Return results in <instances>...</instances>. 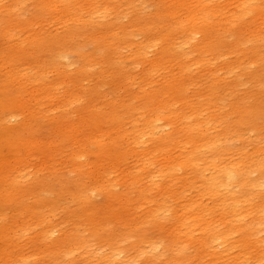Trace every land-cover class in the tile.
<instances>
[{
    "label": "rangeland",
    "instance_id": "obj_1",
    "mask_svg": "<svg viewBox=\"0 0 264 264\" xmlns=\"http://www.w3.org/2000/svg\"><path fill=\"white\" fill-rule=\"evenodd\" d=\"M226 2L217 0L213 4ZM172 9H177L173 0H0V169L6 170L5 174L0 173V189L5 185L11 192L7 202L0 199V264H101L102 258L110 252L121 253L116 256L117 264L126 257L129 258L127 264H264V218L260 219L261 216L257 220L249 216L241 217L243 220L238 228L229 231L220 222L221 212L213 207L211 211L215 225L224 233V242H215L207 254L204 252L201 256L199 232H193V244L182 242L183 237L189 238V233L184 234L183 228H178L181 240L175 238L172 241L168 235L170 226H176L175 212L181 210L185 202L201 201L210 208L211 203H217L226 196V179L220 178L210 166L211 160H214L211 153L202 150L196 153L199 173L188 172V179L185 180L184 171L177 168L173 177V167L164 164L160 157V160L155 158L149 166L143 165L144 153L141 151L154 145L145 142L142 148L147 147L139 148L137 153L128 156L122 166L136 178L135 183L128 187L118 170L98 165L96 171L92 172L96 158L90 157L88 161L87 157H80L73 166L69 157L76 146L68 142L59 143L66 135L72 139L75 138L73 135H87L90 130L79 115L73 113L83 100L85 102L86 96L74 95V103L70 105V97L65 90L71 84L102 83L96 103L110 101L119 105L122 100L128 101L129 96L123 89L113 90L117 87L115 80L112 84L116 67L113 63L120 61L118 69L129 76L135 86L141 72L150 67L149 61L156 56L157 45L150 41L165 34L172 21L169 15ZM260 27L264 31V26ZM248 28L237 30L233 27L224 33L221 39L223 45H229L237 36L245 37ZM183 39V33H173L174 41ZM202 40V35H196L185 46L187 61L200 59L204 63L210 58L208 53L198 50ZM115 43L119 44V49L114 54ZM221 50L226 52L228 48ZM133 53L141 54V58H135ZM212 55L216 56L217 53L213 52ZM216 62H210L212 68ZM82 68L87 70L79 75L78 71ZM101 72L103 75L100 76ZM94 73L97 77L99 75L96 80ZM211 73L213 76H210ZM220 73L219 70H210L208 66L203 67L198 73L190 75L194 80L192 86L203 88L211 77L216 78ZM161 75L162 71L153 76L154 83L163 82ZM100 77L104 79L103 82ZM248 77H242L241 83L239 80L225 85L219 83L224 95H214L218 101L209 102L216 107V110L215 107L210 108L215 111L214 116H219L220 107L224 113L234 109L243 111L248 101L264 105V91L248 83ZM232 79L231 76L229 81ZM53 86L59 89L54 90ZM47 89L51 90L49 95L45 93ZM37 92L46 94V97L39 96L45 103L41 113L43 110L45 113L49 109L52 111L37 123L39 128L37 131L34 129L31 137L23 122L27 118V109L35 107L33 94ZM187 97L191 106L206 108L203 107L207 101L204 95ZM184 108L176 103L173 112L181 111L184 117L190 116ZM57 110V114L53 113ZM143 111L141 109L135 114L139 124L142 123ZM62 115L64 118H61L68 119L69 126L79 123L78 133H69V127L65 128L63 135L54 131L52 126L58 127L59 124H52L49 119L57 122L60 120L57 117ZM162 118L153 126L161 129V136H165L173 131L175 125L171 128L165 116ZM208 121L209 115L190 118L185 122L200 128L208 137L218 136L221 139L220 129H212L210 125L213 122ZM235 121L236 116L231 113L222 119L223 125H229L232 130L226 134L228 145L225 147L221 142L218 148L223 162H238L243 155L264 143L263 133L255 132L247 125L237 126ZM101 123L93 129L92 135L88 134L90 137L98 136V131L107 130L106 125ZM234 126L237 132L233 130ZM130 127L126 122L119 127L123 131L115 130L122 150L133 147L131 140V145L128 144L125 134ZM31 140L47 145L53 152L52 157H48L47 148L41 146L39 150L33 148L31 152L35 154L20 163V151L30 147L25 143ZM145 140L142 137L139 142ZM94 144L88 145L89 151L93 152ZM182 156L179 149L173 151L175 159ZM204 166L206 169L202 171ZM141 167L148 169L141 171ZM227 171L233 169L228 168ZM32 173H36L34 182L40 186L31 190L36 192L33 196L25 193L23 196L21 192L26 190L25 185L32 188L34 184H29L33 179ZM21 174L27 176L22 178ZM214 176L217 177L213 186L218 193L217 198L200 196V187L207 186ZM166 182H169L168 186L164 184ZM160 187L162 190L158 191ZM139 190L145 192L135 209L132 203L125 202L135 201ZM166 191L169 195L164 193ZM86 195H90L91 199H85ZM110 195L119 197L113 206L109 204ZM38 198L43 199L45 204L34 206L37 208L26 214L24 206L27 203L31 205ZM155 207L162 210L149 213ZM231 220V226L238 223ZM241 230L245 231L244 235ZM47 231L54 233L44 240L42 235Z\"/></svg>",
    "mask_w": 264,
    "mask_h": 264
},
{
    "label": "bare ground",
    "instance_id": "obj_2",
    "mask_svg": "<svg viewBox=\"0 0 264 264\" xmlns=\"http://www.w3.org/2000/svg\"><path fill=\"white\" fill-rule=\"evenodd\" d=\"M173 1L177 9H172L169 13L172 21L168 24L165 34L155 37V39L150 41L154 45H157L156 56L149 61L148 64L150 67L141 72V76L135 82V86H133L130 77L122 73L120 68L118 69L117 64L120 65V61L113 63L116 67L113 70V78L115 79L112 80V84H114V80L117 84L116 88L113 85L115 88L113 90L123 89L124 93L129 96L128 101L122 100L119 105L110 101L100 104L96 103L97 95H100L99 91L102 83L99 85L94 83V85H81L79 82L80 84H71L70 87L65 90V94L69 95L71 99H69L70 105L74 103V95L86 96L85 102H83V97H80L83 101L73 113L79 115L78 117L81 118V121L90 129L88 131L89 135H92L93 129H96L100 122L106 125L107 130L98 131L100 134L92 137L88 134L82 133L81 135L80 133L78 136L73 135L75 138L71 139L66 135L59 143L68 142L76 146L75 151H73L69 157V162L73 164V166L76 165L80 157H87L88 161H90V157L96 158L97 162L94 163L92 172L96 171L98 165L102 168L103 166H107L109 170H118L119 175H121L120 178H125L128 187L135 183L136 178L132 176L130 170L122 169V166L127 161L128 156L137 153L139 148L144 149L147 147L146 145V147L142 148L145 146V142L154 145L153 148L150 147L141 151V153H144V158L142 159L143 165L147 164L149 166V163H152L155 158L159 160L161 158L164 164L170 165L171 168L173 167V177L177 168L184 171L185 180L188 179V172H193L194 174L199 173L196 153L202 150L214 155V160L219 161L221 164L219 165L214 160H211L210 166L215 169L220 178L226 179V196L219 199L217 203H211L212 206L210 208L208 204H204L201 201L185 202L182 207H180L181 210L175 212L176 226L173 228L172 224L170 226L171 230L168 232L172 241L175 240V238L181 240L178 236V228H183L184 234L189 233V238L183 237L184 240L182 242L190 244L194 242L193 232H199L201 237L198 239V242L202 248L199 250V255L201 256L204 252L207 254V250L212 248V244L215 242H224V233L218 230V225H215L216 221L211 211L213 207L221 212L220 222L226 225L229 231H231V228H238L240 221L243 220L241 217L249 216L255 220L260 216V219L264 218V143L263 145L256 146L252 152L243 155L240 161L234 163L231 161L223 162L221 151L218 149L221 142L225 144V147L228 145L229 138H227L228 136L226 134L232 131L229 125H223L222 123V119L227 113L236 116V121L234 123L237 126L247 125L251 130L261 132L264 135V105L261 103L258 105L255 102L248 101L243 111L234 109L231 112L224 113L221 112L222 107H220L218 109V111L220 110L219 116H214L215 111L210 108L215 107V105L209 103L211 100L218 101L217 97L214 95H224L223 89H219L220 82H223V85H225L236 83L239 80L238 82L241 83V78L244 76H249L248 83L254 86V88H259L260 91H264V31L260 30L262 28L260 26H264V0H227L224 4H213V2L217 0ZM233 27L237 30L249 27V30L245 37L242 35L237 36L229 45H223L221 39L224 33L228 32ZM176 32L183 33L184 39L179 42L174 41L173 33ZM196 35L203 36L202 43L198 47V50L200 53H208L210 57L204 63H202L200 59L187 61L185 46L189 44ZM114 46L113 53L115 54L119 49V44L115 43ZM106 48L107 47L104 45V49ZM223 48H228V50L222 52L221 49ZM213 52H216L217 55H212ZM132 56L141 58V54L139 53H133ZM212 60L217 61L214 68L211 67L210 63ZM113 64H111V67ZM206 66H208L210 70H219L221 72L220 76L217 75L216 78L211 77V80L203 88H194L192 86L194 80L190 75L198 73ZM85 70L87 69H80L78 74H83ZM160 71H162L161 76L163 82L154 83L152 78ZM248 71L250 73H247ZM95 74L96 73H94V75ZM101 75H103V73L100 74V76ZM210 76H213V74L211 73ZM231 76L233 79L229 81ZM89 77L91 78L93 76ZM95 77L97 76L95 75ZM98 78L99 75L94 79L96 80ZM102 80L104 79L101 78L100 81ZM20 89L21 88H18L17 90ZM58 89L59 88L55 87L54 90ZM220 91H222V93ZM30 93L29 95H31ZM45 93L49 95L51 90L47 89ZM33 95V97L36 98L35 107L31 108V106L30 109H27V118L23 122L24 127L26 126L30 131L31 137L34 133V129L37 131V128H39L37 123H39L46 114L52 111V109H49L45 113L43 110V113H41L45 103L42 102L39 96L44 95V92H37ZM187 95H204L207 101L203 107L206 108L202 109L198 106L195 107L188 104L189 100ZM176 103H180L182 107H185L184 109L187 110L190 116L184 117L181 111L173 112V105ZM67 106L69 107V105ZM141 109L144 111L141 117L142 123L139 124L135 118V114ZM53 113L57 114L58 110L56 112L53 111ZM75 115L73 116L75 117ZM206 115H209L208 123L213 122L210 125L212 129H220L219 134L222 137L221 139L218 136L208 137L200 128H196L194 125H189L185 122L189 121L190 118L194 119V117H203ZM163 116H165V120L168 121V126L173 128V125H175L173 131L168 132L165 136H161L163 132L161 129H155L153 126L157 120H162ZM61 117L64 118L63 115L57 117V120L58 118L60 119L57 122L54 121L55 119H49L52 124H59L58 127L56 125L52 126L56 133L63 135L67 127L71 129L69 133L79 132V123H74L69 126L67 125L69 123L68 119H63ZM126 122H129L132 126L124 132L128 136V144H132L133 147L122 150L118 143L120 141V138L117 136L118 132L115 130H120V125H124ZM121 130L123 131V129ZM233 130L237 132L235 126ZM115 133H117V135ZM142 137L146 140L144 142H139ZM129 140H131V144ZM91 143H95L93 152L89 151L87 148ZM26 144H29L27 146L30 147H24L22 151H20L18 159L20 163L25 162L27 158H31L35 154L31 152L33 148L39 150L41 146L47 148L49 152V155H47L48 157H52L53 155L52 150H50L47 145H42L41 142H34L31 140L30 143L27 142L25 145ZM151 149H153V151ZM176 149L181 151V155H183L181 158L175 159L173 157V151ZM152 153H154L152 157L145 158ZM228 168L233 169V171H227ZM147 169V167H141V171ZM205 169L206 167L204 166L201 170L204 171ZM0 173L5 174L6 170L0 169ZM30 175L33 179L29 184H32L36 180L37 175L36 173ZM147 175L148 174L145 173L146 177ZM26 176L27 174L20 175L22 178ZM216 179V176L211 177L210 183L207 186L200 187L199 195L217 198L218 193L215 192L213 187ZM164 184L168 186L169 182ZM39 186L40 184L37 182H34L32 188L29 187V185H25L26 190H22L21 193L23 196L24 193L29 197L33 196L36 192H32L31 190ZM5 187V185L1 186L0 199L7 202V200L11 198V192L9 188ZM15 187L18 188L17 186ZM161 187L158 191L162 190ZM233 188H235V191ZM2 192H5V194L2 195ZM13 192L15 191L13 190ZM144 192V190H139L135 197V201L127 200L125 203L130 202L132 203L131 206L134 205L135 209L138 208ZM164 193L168 194L167 191ZM257 197L260 198L256 200ZM84 198L91 199V196L86 195ZM118 199V196L110 195L109 204L113 206V203ZM43 204H45V201L38 198L32 202L31 205L27 203V205L24 206V212L29 214ZM158 210H162V208L155 207L150 210L149 213ZM110 215L114 216L113 214ZM118 218L123 219V217ZM230 219H232L231 222L238 223L232 224L231 226ZM162 227L164 226L162 225ZM240 232L243 235L245 234V231L241 230ZM53 233V231L44 232L42 238L46 240L50 238ZM110 253L111 254L108 256L102 258L101 264H117L116 256L121 253ZM128 260L129 258L126 257L125 260H121L119 264H127Z\"/></svg>",
    "mask_w": 264,
    "mask_h": 264
}]
</instances>
